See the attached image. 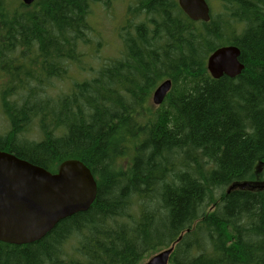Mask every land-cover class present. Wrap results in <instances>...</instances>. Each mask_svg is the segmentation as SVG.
<instances>
[{
	"label": "trees",
	"instance_id": "trees-1",
	"mask_svg": "<svg viewBox=\"0 0 264 264\" xmlns=\"http://www.w3.org/2000/svg\"><path fill=\"white\" fill-rule=\"evenodd\" d=\"M113 1L0 0V150L52 173L80 160L98 183L41 241L0 242V264H141L181 235L169 264H264V190H231L264 168V0H207L208 23L134 0L121 53L94 68L92 9ZM228 45L245 70L213 79L208 57Z\"/></svg>",
	"mask_w": 264,
	"mask_h": 264
},
{
	"label": "water",
	"instance_id": "water-1",
	"mask_svg": "<svg viewBox=\"0 0 264 264\" xmlns=\"http://www.w3.org/2000/svg\"><path fill=\"white\" fill-rule=\"evenodd\" d=\"M20 1L31 6L36 0ZM178 4L190 20L210 22L212 13L207 0H178ZM207 70L216 80L240 76L245 70L241 50L234 45L219 47L208 57ZM172 85L168 79L155 89L152 96L155 106L164 103ZM248 184L232 185L231 190L244 189ZM97 195L98 183L80 160H66L52 173L0 150V242L15 246L39 242L61 221L87 212ZM182 238L183 235L146 264H169Z\"/></svg>",
	"mask_w": 264,
	"mask_h": 264
},
{
	"label": "rangeland",
	"instance_id": "rangeland-1",
	"mask_svg": "<svg viewBox=\"0 0 264 264\" xmlns=\"http://www.w3.org/2000/svg\"><path fill=\"white\" fill-rule=\"evenodd\" d=\"M133 1L134 0H114L110 4V6L105 7L99 4L93 7V12L91 14V26L96 32V38L101 43L100 50H98L93 56L89 57V66L90 64H93V67L97 68L101 63L107 62L108 60L119 56L122 50V40L120 38L119 32L121 27L124 25L125 19L128 17L127 8L128 6L133 5ZM213 4L215 6L217 5L216 2H213ZM213 7H211V11L213 10ZM212 12H214V10ZM85 64H87V61L85 62ZM72 74H74L72 77L79 76L82 79L84 75H88V72H80L77 69V71H73ZM4 81L5 78L0 72V85ZM153 93L150 98V104L153 107L158 108L152 102ZM9 125L10 124L3 113L0 102V134H5L6 132H8ZM30 136L32 138H38L37 134H30ZM259 174L261 176V180H257V184L255 185H250V190L253 192H261L264 190V168H261L259 170ZM152 256L146 257L141 264H146V262Z\"/></svg>",
	"mask_w": 264,
	"mask_h": 264
},
{
	"label": "bare ground",
	"instance_id": "bare-ground-1",
	"mask_svg": "<svg viewBox=\"0 0 264 264\" xmlns=\"http://www.w3.org/2000/svg\"><path fill=\"white\" fill-rule=\"evenodd\" d=\"M211 13H212V11H211ZM246 188H247V189H250L251 186L248 184V185L246 186ZM246 188H244V189H246Z\"/></svg>",
	"mask_w": 264,
	"mask_h": 264
},
{
	"label": "flooded vegetation",
	"instance_id": "flooded-vegetation-1",
	"mask_svg": "<svg viewBox=\"0 0 264 264\" xmlns=\"http://www.w3.org/2000/svg\"><path fill=\"white\" fill-rule=\"evenodd\" d=\"M257 183V182H256Z\"/></svg>",
	"mask_w": 264,
	"mask_h": 264
}]
</instances>
